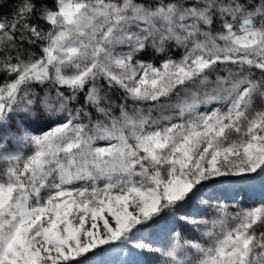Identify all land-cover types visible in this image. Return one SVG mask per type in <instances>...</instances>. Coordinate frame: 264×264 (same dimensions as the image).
Segmentation results:
<instances>
[{
	"label": "snow or ice",
	"instance_id": "1",
	"mask_svg": "<svg viewBox=\"0 0 264 264\" xmlns=\"http://www.w3.org/2000/svg\"><path fill=\"white\" fill-rule=\"evenodd\" d=\"M107 254L264 264V0L0 17V264Z\"/></svg>",
	"mask_w": 264,
	"mask_h": 264
},
{
	"label": "rangeland",
	"instance_id": "2",
	"mask_svg": "<svg viewBox=\"0 0 264 264\" xmlns=\"http://www.w3.org/2000/svg\"><path fill=\"white\" fill-rule=\"evenodd\" d=\"M177 55H179L177 53ZM262 198V194L258 190H249L246 197H244L245 206H257L254 204V201H259ZM104 264H110L111 261L115 259L112 254H107L105 257L102 258ZM136 260L140 262V264H153L154 257L151 255H144L135 257Z\"/></svg>",
	"mask_w": 264,
	"mask_h": 264
},
{
	"label": "trees",
	"instance_id": "3",
	"mask_svg": "<svg viewBox=\"0 0 264 264\" xmlns=\"http://www.w3.org/2000/svg\"><path fill=\"white\" fill-rule=\"evenodd\" d=\"M18 0H0V17H11Z\"/></svg>",
	"mask_w": 264,
	"mask_h": 264
}]
</instances>
